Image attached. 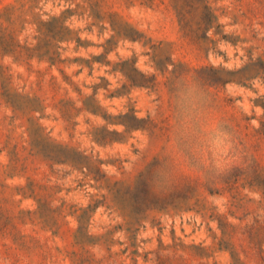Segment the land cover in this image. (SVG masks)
Instances as JSON below:
<instances>
[{"label":"rangeland","instance_id":"374dc122","mask_svg":"<svg viewBox=\"0 0 264 264\" xmlns=\"http://www.w3.org/2000/svg\"><path fill=\"white\" fill-rule=\"evenodd\" d=\"M0 264H264V0H0Z\"/></svg>","mask_w":264,"mask_h":264}]
</instances>
